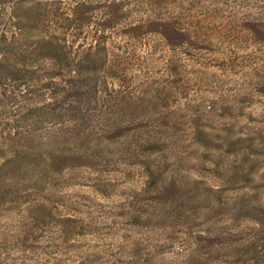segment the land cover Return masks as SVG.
Here are the masks:
<instances>
[{"label": "rangeland", "instance_id": "1", "mask_svg": "<svg viewBox=\"0 0 264 264\" xmlns=\"http://www.w3.org/2000/svg\"><path fill=\"white\" fill-rule=\"evenodd\" d=\"M111 1L0 0V264H264V0Z\"/></svg>", "mask_w": 264, "mask_h": 264}, {"label": "trees", "instance_id": "2", "mask_svg": "<svg viewBox=\"0 0 264 264\" xmlns=\"http://www.w3.org/2000/svg\"><path fill=\"white\" fill-rule=\"evenodd\" d=\"M182 1L183 2H190L192 0H181V2ZM129 2H130L129 0H128V2L119 1V0H112L111 2H109V4L105 3L104 5H102L101 7H103L106 10V12L104 13L105 14L104 17H106L107 19L102 20L101 22L97 23L96 31L102 33L104 31H108L110 29L115 28L117 26V24L119 23V21L123 17H125V15H124L126 13L125 9L127 8L126 6H128V4H130ZM152 2H153V4L155 3V5L160 6V3L162 4V2H167V1L166 0H156V1L151 0L150 3H152ZM181 9H184V8L181 7ZM86 13H88V11ZM150 18L151 17H148L147 19L146 18L140 19L141 22L139 24L131 25V29L124 31V34H131V35L135 36L136 35L135 32H139L143 28H145V27L147 28L148 26L155 25V24H157L158 26L162 25L164 27H167V25H165L167 22L164 23L162 17L159 16V17H156L152 20ZM260 19L261 18H259V20ZM179 21L180 20H178V22ZM146 32H148V30H146ZM162 35H164V37L166 39H168L167 33H162ZM133 38H135V37H133ZM173 40H175V41L171 42L170 43L171 45H176V44L180 45L181 43H188L189 42V36H188V34H186L185 32H183L182 30L179 29V31L174 34Z\"/></svg>", "mask_w": 264, "mask_h": 264}]
</instances>
